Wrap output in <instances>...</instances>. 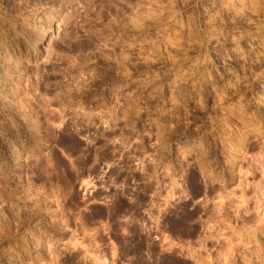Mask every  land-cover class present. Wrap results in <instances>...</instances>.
<instances>
[{"label":"rangeland","instance_id":"rangeland-1","mask_svg":"<svg viewBox=\"0 0 264 264\" xmlns=\"http://www.w3.org/2000/svg\"><path fill=\"white\" fill-rule=\"evenodd\" d=\"M0 21V264H264V0Z\"/></svg>","mask_w":264,"mask_h":264},{"label":"bare ground","instance_id":"bare-ground-1","mask_svg":"<svg viewBox=\"0 0 264 264\" xmlns=\"http://www.w3.org/2000/svg\"><path fill=\"white\" fill-rule=\"evenodd\" d=\"M234 1H235V0H234ZM231 2H232V1H231ZM235 3H236V2H235ZM233 5H234V4H233ZM224 7H225V6H224ZM8 23H9V22H8ZM4 24H5L4 21H0V26H1V27H2V26L4 27ZM5 25H6V24H5ZM12 25H14V24H10V23H9V24H7V26H5L4 29H3V30H4L3 32H4L7 36H10L11 34L14 33V30H15V29H13V28H15V27H14V26L12 27ZM37 28H38V27H37ZM1 29H2V28H1ZM30 29H31V28H30ZM34 30H35V29H34ZM15 32H16V31H15ZM33 32H34V31H33ZM14 34H15V33H14ZM14 34H13V35H14ZM216 34H217V33H216ZM6 35H5V36H6ZM15 35H16V34H15ZM15 35H14V36H15ZM9 38H10V37H9ZM14 38H15V37H14ZM155 40H156V39H155ZM18 41H19V40H18ZM147 41H148V40H147ZM153 41H154V40H153ZM160 41H161V40H160ZM160 41H159V42H160ZM12 42H13V41H12ZM156 42H157V41H156ZM16 43H17V42H16ZM144 43H146V42H144ZM164 43H165V42H164ZM155 44H156V43H155ZM148 45H149V44H148ZM169 48H170V47H169ZM0 61H1V60H0ZM2 62H3V61H2ZM4 63H5V62H4ZM4 63H3V64H4ZM2 79H3V78H2ZM151 82H152V81H151ZM170 82H171V81H170ZM168 83H169V82H168ZM172 83H173V82H172ZM172 83H169V84H168V86H167L168 88L166 87V88L168 89L169 94H170V96H169L168 99H167L169 105L172 104L173 101H174V99H173L174 96H173V97L171 96V92H172L173 88H176V87H174V85H177V84H174V85H173ZM174 83H175V81H174ZM177 83H178V82H177ZM180 83H181V82H180ZM147 84H148V83H147ZM166 84H167V83H166ZM165 86H166V85H165ZM0 87H1V86H0ZM152 87H153V86H152ZM177 87H178V86H177ZM168 92H167V93H168ZM173 92H174V91H173ZM2 93H3V92H2ZM174 94H175V93H173V95H174ZM167 96H168V95H167ZM167 96H166V97H167ZM165 100H166V98H165ZM174 103H175V101H174ZM174 103H173V104H174Z\"/></svg>","mask_w":264,"mask_h":264}]
</instances>
